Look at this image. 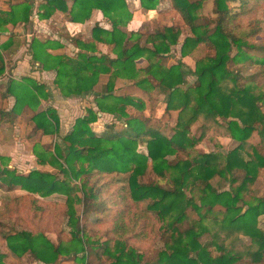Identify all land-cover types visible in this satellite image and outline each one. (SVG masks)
Returning a JSON list of instances; mask_svg holds the SVG:
<instances>
[{"label": "trees", "instance_id": "1", "mask_svg": "<svg viewBox=\"0 0 264 264\" xmlns=\"http://www.w3.org/2000/svg\"><path fill=\"white\" fill-rule=\"evenodd\" d=\"M70 1L68 5L66 0H41L36 12L39 18L49 19L59 10L69 21L84 23L97 9L110 24L109 28L95 22L88 36L71 38L78 47L73 56L50 53L47 49L57 45L35 37L29 42L30 54L42 69L55 71L53 82L63 96L95 93L94 104L98 109L90 106L85 115L75 119L71 130L62 137L64 153L62 147L56 146L55 152L47 149L43 154H37L38 162L52 165L54 171L36 168L23 174L6 163L0 165V184L9 188L18 186L25 191L11 198L5 209L7 216L16 214L17 225H25L23 230L0 229L11 254L7 255H13L21 262L23 257L29 256L32 261L44 264H56L60 257L71 255L83 261L85 251L96 256L97 264H264V230L257 226V218L264 214V197H258L254 202L242 200L247 185L264 173V154L256 147L246 152L247 159L241 153L255 130L264 150V114L259 103L264 104V93L255 94L251 86H240L238 72L227 66L229 61L241 60L246 65L264 67V45L260 58L240 51L242 38L264 34V0H212L213 15L208 16L196 14L204 0H168L192 34L184 38L181 55L188 54L198 44L204 45L208 52L212 49L207 57L196 60L190 71L195 80L185 88L181 87L186 84L182 63L166 66L163 61L171 46L178 43L180 27L162 26L147 34L143 45L139 41L141 33L126 35L120 29L132 16L127 0ZM159 1L139 0V4L154 10ZM30 10V0L12 4L3 21L28 22ZM259 12L262 19L258 17ZM101 45L107 49H102ZM234 45L237 52L231 56ZM140 58H145L147 64L138 68L136 61ZM141 71L157 82L155 86L149 84V88L159 87L164 92L165 109L179 111L177 128L171 137L159 128L147 125L146 119L129 112L131 106L142 108L132 96L113 93L114 78L134 80L138 87L145 89L149 79L139 78ZM3 72L4 61L0 53V76ZM100 74L110 77L100 91L94 92ZM253 78L252 75L247 77L252 81ZM7 95L14 96L15 103L9 110L0 109V120L8 117L6 120L11 122L20 114L24 102L31 109L36 107L33 95L42 100H50L52 96L45 84L28 76L20 80L9 79L4 92V96ZM98 111L113 114L124 122V127L116 130L110 125L100 134L95 133L90 123L96 121ZM219 116L234 119L223 126L216 119ZM197 120L202 128L213 132L221 130L239 144L223 155L199 152L193 159H180L179 152H186L185 148L193 143L187 132L191 123ZM59 121L56 109L47 106L31 116L32 130L58 134ZM144 139L145 154L136 149ZM171 155H175V161L169 159ZM148 159L153 172L165 179L164 183L140 179L147 169ZM238 170L242 171L241 181L231 189L218 191L210 183L218 176L231 185L236 181ZM57 171L63 176L58 177ZM117 173L129 174L126 185L115 184ZM79 178L83 179L80 185L72 183ZM198 185L201 188L196 203L185 188L189 187L191 192ZM78 191H82L83 197L77 195ZM52 194L65 196L67 219L64 222L70 227V239L65 242L60 238L51 241L42 231L56 230L58 236L65 231L53 214L54 205H40V198ZM82 198L86 220L79 229L73 204ZM31 205L38 212L34 211L27 219L25 216L29 215ZM243 205L247 206L244 210ZM215 206L224 208L222 216L213 212ZM189 207L199 218L181 230L179 223L188 217ZM202 207H205L203 214ZM20 212H24V220L19 217ZM90 212L93 220L88 219ZM204 219L211 223L204 224ZM161 220H168V227L162 231L163 248L152 262L144 263L141 241L150 240L148 235L156 230L154 226ZM0 227H3L1 220ZM33 227L38 228L37 233L29 231ZM90 230L106 239L103 242L84 239V233ZM209 231L211 240L202 244L199 238ZM244 237L248 238V244ZM0 264H3L1 257Z\"/></svg>", "mask_w": 264, "mask_h": 264}, {"label": "rangeland", "instance_id": "2", "mask_svg": "<svg viewBox=\"0 0 264 264\" xmlns=\"http://www.w3.org/2000/svg\"><path fill=\"white\" fill-rule=\"evenodd\" d=\"M138 1V2H137ZM128 8L131 12V15L133 16L134 11H136L137 8H135L136 4L139 5V0H127ZM235 3V2H234ZM231 3V4H234ZM71 4V3H70ZM212 0H204L202 2L201 6L197 9L196 14L198 16L202 15H213L212 13ZM142 7V6H141ZM144 8V7H143ZM159 9V10H158ZM147 10V9H145ZM143 11V10H142ZM153 11H156L154 13L156 14H149V12L145 13L143 16V22H136L132 28L131 32H138L141 33L139 37V41L141 44H145L146 42V35L153 32L154 30L161 28L162 26H170L175 25L180 27V39L177 44L172 45L170 51L167 55H164L163 61L166 66H169L171 64H175L177 62L182 63V70L185 74V80L186 84L182 85L181 87L185 88L188 84H192L195 80V76L190 72L194 69L196 60L198 59H204L209 54L212 53L211 51L208 52V49L201 44L196 45L192 48V50L186 54L181 55V46L184 41V38L186 36L192 35L190 32V29L186 24H184L183 19L181 18L179 12L172 8L171 3H169L168 0H160L159 3L156 5L155 9ZM94 12V11H93ZM98 14V18L100 17V14L94 13L92 15ZM154 16V17H153ZM58 18V16H56ZM141 18V16H139ZM258 17L261 18V12H259ZM94 18V17H93ZM100 19V18H99ZM142 19V18H141ZM94 21V20H92ZM97 21V20H96ZM129 22V21H128ZM128 23L123 25V27H126ZM94 25L92 22H87L81 30L75 32L72 31L73 34L81 33V31L84 28V31L89 32L90 27ZM108 26V25H106ZM126 32V35H129V30L124 29ZM85 32V33H86ZM49 39V37L47 38ZM243 45L240 48V51L244 55H250L254 58H260L262 57L263 51L262 46L264 45V34H259L258 36L254 38H242ZM150 45V43L148 44ZM237 52L236 46H232V49L230 51V55L233 56ZM245 62V61H244ZM241 60H232L229 61L227 66L228 69L231 71L238 72V84L240 86L249 85L251 86V90L255 94L264 93V67L258 66V65H246ZM147 64V60L145 58H140L136 61V66L144 67ZM254 76L253 81L248 80L247 77ZM108 74H100L98 81L94 85L93 89L94 92H98L101 90V88L106 84V82L109 80ZM147 77L149 79V82L145 84L147 86L145 89L138 87L134 82V80H128L123 78H114V94H125L130 95L134 98V100L138 101L139 105H142V108L138 105L131 106L129 109V112L134 115L138 116L141 119H146V124L152 127L159 128L166 136L171 137L176 128H177V122L179 117V111L178 110H170L167 111L165 109L166 103L164 101V92L161 91L159 87L149 88V84L151 86L156 85V80L153 79L150 75L144 74V72H140L139 78ZM0 91L5 90L4 86L0 85ZM88 95L87 97H84V107H81L79 105V112L78 115L82 116L86 114V109L88 107H93L94 110H97L98 108L95 107L94 104V94ZM260 103V109L262 113L264 114V104L262 101ZM0 109L3 108V98H0ZM57 111V110H56ZM99 112V111H98ZM97 112V113H98ZM29 115V112L26 113ZM58 114V112H57ZM96 121L90 123L91 129L97 133L100 134L102 131H104L108 126L114 125V129L119 130L122 127H124V122L120 119L116 118L113 114L107 113V112H101L100 114H97ZM1 116V113H0ZM77 116V117H79ZM59 120L60 116L58 114ZM77 117H73L74 119L71 120L69 123L67 121L65 122L67 125H69L68 130L63 131L60 133V127L58 134H41L40 131H34L33 130H19L17 132L15 128V124L11 121H7L8 117H4L2 121L0 120V165H3V163H6L8 167L16 168L20 173L26 174L32 168L36 169H43V170H51L54 171L55 168L50 164H41L38 162L37 154H43L47 149L50 150V152H55V147L60 146L62 147V151L64 153V142L62 140V137L65 135V133L69 130H71L74 121ZM216 119L219 121L220 125H226V121L230 119H234L232 117L224 118V117H216ZM60 123H64V121H59ZM62 125V124H61ZM218 129H221L220 127ZM17 135V136H16ZM187 137L191 139L193 142L192 145H188L185 149L186 152H179L178 156L183 159H193L199 152H211V153H219V154H226L228 151L234 149L239 142L236 139H233L229 134H223V132L217 131L213 132L211 129L202 128L201 123L197 120L191 123L188 132ZM146 139V138H145ZM145 139L138 143L136 149L137 151L141 153H146V144ZM261 137L257 130L253 131L250 137L246 140L248 143V146L244 149V151H241L243 156L247 159L246 152L252 151L253 147H256L257 150L264 154V150L262 149V145L260 143ZM169 159L171 161H175V155L169 156ZM148 166L146 171L143 173V175L140 177L142 181L144 182H161L164 183L165 179H162L155 175V173L152 170L151 166V160L148 159ZM65 167V164H64ZM27 170V172H25ZM58 177H62L63 173L60 171H57ZM129 174L128 173H117L115 176V184L120 185H126L127 184V178ZM242 171L238 170L235 172L236 181L229 185L227 180L223 178H219L218 176H214L210 183L213 185L214 188H216L218 191L221 190H228L232 187H235L241 180ZM73 180V179H72ZM82 178L73 180L72 183L80 185L82 182ZM200 188L201 185L193 187V191L189 192V187L185 188L187 195L191 196L193 195L196 203H198V196L200 194ZM25 193L24 190H22L20 187H11L4 184H0V220L3 225V227H0L1 230H8L11 231L14 228L18 230L25 229V225L19 224L17 225V218L16 214L11 216H7L5 209L9 206V202L11 198H15L17 195H21ZM77 195L83 197L82 191H78ZM258 197H264V173L257 175L255 180L252 183H249L247 187L242 192V200L243 201H249L254 202L256 198ZM41 202L40 205H51L53 214L56 216V221L60 222L62 224L63 229L65 230L63 234H56V230L51 231L50 229H42V231L45 233V235L51 240L56 241L60 238L62 242L68 241L70 239L69 237V231L70 227L66 226L64 221L67 219V215L65 214V196L61 194H52L48 197H42L40 198ZM84 199L82 198L80 202H75L73 204V208L75 210V215L78 218L77 225L79 229H82L84 221L86 220V217L84 215ZM37 205L38 202H36ZM240 204L241 201L239 202ZM64 205V209H63ZM55 207V208H54ZM246 205H243V210L246 208ZM24 209V207H22ZM223 207L215 206L213 208V212L217 214L218 216H222ZM38 212L32 205L31 209L29 210V215H22L24 212L19 213V217L24 220V216L28 219L30 215H34L35 212ZM50 211V210H49ZM205 211V207L201 208V214H203ZM4 212V213H3ZM188 217L179 223V228L181 230L187 228L193 221L197 220L199 218L198 214L192 210V208H187ZM39 214H36V216ZM211 216H213L212 213H210ZM94 216L90 212L88 215L89 220H93ZM204 224H210L211 221L209 219L203 220ZM148 225L145 229L146 231L149 229ZM257 226L261 230H264V214L260 215L257 218ZM154 231H152L151 234L148 235V241L144 240L141 241V246L144 249L143 252V262L148 263L152 262L154 258L157 257V253L159 250L163 248L164 243V237L162 236V231L164 228L168 227V220H161L156 224ZM29 230V229H28ZM34 233L38 232V228L33 227L31 230ZM84 239H89V241H104L106 238L102 235H99L97 232L90 230L87 233H84ZM211 231L206 232L201 235L199 238V241L202 244H206L211 240ZM82 236L83 234L80 233ZM244 242L246 244L249 243L248 238H243ZM134 242L136 240H133ZM86 243V241H85ZM87 249L89 248L86 243ZM113 245H110V248H112ZM147 251H150V253H147ZM9 250L5 244V240L2 238L0 233V257L3 264H35L34 261L31 260L29 256L23 257V262L17 261L15 256H8ZM8 254V255H7ZM81 255V254H79ZM78 255V256H79ZM76 256V257H78ZM96 256L93 254H89L85 251V259L83 261H79L75 256L71 255L68 257H60L59 261L56 262V264H97ZM44 264V263H43ZM235 264H241L239 262H236Z\"/></svg>", "mask_w": 264, "mask_h": 264}, {"label": "crops", "instance_id": "3", "mask_svg": "<svg viewBox=\"0 0 264 264\" xmlns=\"http://www.w3.org/2000/svg\"><path fill=\"white\" fill-rule=\"evenodd\" d=\"M22 1L23 0H0V47L3 46V48H0V53L4 61V72L0 76V85L4 86V89H6L7 81L9 79L20 80L25 76L31 77L39 83L45 84L46 87L50 89L52 95L51 99L42 100L36 95H33L32 100L37 104L34 109H31L29 105L24 102L22 104L21 111L19 112L20 114L13 122L15 124L13 129L15 128L17 132H19V130H26V132H28V130H32L31 116L36 111H41L47 106H52L57 110L60 119L64 121V123H60L61 133L69 128V125L65 123L66 121L69 123L75 117L79 116V105L84 107V97L93 94H72L63 96L53 82L55 78V71L44 70L38 62L32 60L29 42L33 37L43 41L49 40L57 46L48 48V52L73 56L78 51V47L75 45L74 41L71 40V38L78 37L80 35L84 38V35L88 36L90 31L86 32L83 28L81 33L76 35L73 34L72 31L77 32L81 30L87 22H92L93 24L98 22L101 26L106 28H109L110 24L102 17L101 12L97 9H94L92 14L98 12L100 14V19L98 18L99 15L96 14L92 15L84 23H73L69 21L64 18L63 13L59 10H57L49 19H41L36 12L41 0H30L31 13L28 22L18 21L16 24H12L10 21H3V18L7 17V13L10 11L11 5ZM66 1L67 4L70 5L71 1ZM135 8L137 9L134 11V14L131 16L129 22H127V26L120 27L124 33H126L124 29L129 30L130 33L136 22H143V16H145V13L149 12V14H156L154 13L156 11L148 9L145 10L146 8L141 7L140 4H136ZM56 16H58V18ZM139 16H141L142 19ZM48 37L49 39H47ZM100 47L102 49H107V46L104 45H101ZM4 92L5 90L0 91V98H3V108L5 110H9L14 106L15 98L14 96L9 95L4 96ZM28 112L29 115L26 114ZM100 113L101 112H98V114ZM25 172H27V170H25ZM35 264L43 263L35 262Z\"/></svg>", "mask_w": 264, "mask_h": 264}, {"label": "built area", "instance_id": "4", "mask_svg": "<svg viewBox=\"0 0 264 264\" xmlns=\"http://www.w3.org/2000/svg\"><path fill=\"white\" fill-rule=\"evenodd\" d=\"M85 264V263H84Z\"/></svg>", "mask_w": 264, "mask_h": 264}]
</instances>
